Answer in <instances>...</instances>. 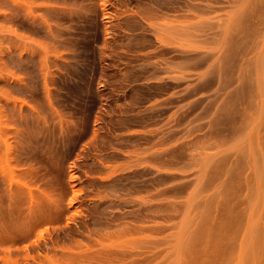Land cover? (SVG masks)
<instances>
[{"label":"rangeland","instance_id":"obj_1","mask_svg":"<svg viewBox=\"0 0 264 264\" xmlns=\"http://www.w3.org/2000/svg\"><path fill=\"white\" fill-rule=\"evenodd\" d=\"M68 252L264 264V0H0V264Z\"/></svg>","mask_w":264,"mask_h":264},{"label":"bare ground","instance_id":"obj_2","mask_svg":"<svg viewBox=\"0 0 264 264\" xmlns=\"http://www.w3.org/2000/svg\"><path fill=\"white\" fill-rule=\"evenodd\" d=\"M162 46H163V45H162ZM163 49L166 50V48H163ZM162 51H163V50H162ZM150 157H151V156H150ZM150 157H149V158H150ZM135 167H137V166H135ZM138 168H139V167L134 168V169L137 170ZM143 168H146V169H147V166H145V167H143ZM140 169H141V168H140ZM151 169H152V168H151ZM138 170H139V169H138ZM144 171H145V170H143L142 174H143V173H146V172H144ZM146 171H147V170H146ZM133 172H139V173H140L141 171L139 170V171H133ZM147 173H148V172H147ZM151 173H152V172H151ZM123 174H124V173H123ZM123 174H121V175H123ZM126 174H127V173H126ZM130 174L133 175V173H131V171H130ZM130 174L125 175L126 178H127ZM140 175H141V173H140ZM133 176H134V175H133ZM135 176H137V174H135ZM122 177H123V176H122ZM118 178H120L119 175H118ZM124 178H125V177H124ZM115 179H117V178L115 177L114 180H115ZM33 220H34V218H33ZM30 221H31V220H30ZM30 221L28 220V222H30ZM26 223H27V222H25L24 225H26ZM32 223H33V222H32ZM34 224H35V222H34ZM31 225H32V224H31ZM31 225L28 224V229H30ZM25 228H26V227H25ZM26 234H27V233H26ZM40 243H41V242H40ZM40 243H39V244H40ZM45 243H46V247H47V246H48V245H47V240H46ZM42 244H44V243H42ZM42 244H41V247L43 246ZM48 244H49V242H48ZM38 246H40V245H38ZM82 253H83V252H82ZM82 253H79V254L81 255ZM68 254H69V255H68ZM68 254H67V257L69 256V258H70V252H68ZM87 254H88V256H89L90 254H93V253H90V254H89V253L87 252ZM71 255H73V253H71ZM76 255H77V254H75V256H76ZM77 256H78V255H77ZM83 256H85L84 253H83ZM83 256L81 255L82 259H81V257L78 256V257L81 259V260H80L81 262L83 261ZM88 256H87V257H88ZM92 256H93V255H92ZM71 258H72L71 263L75 264V262H77V263H79V264H83V263H80V261H79L78 259H77L78 261H75L76 259H73V258H74L73 256H71ZM71 258H70V259H71ZM75 258H76V257H75ZM89 258H90V257H89ZM85 260H87V259H86V256L84 257V261H85ZM52 261H53V260H52ZM72 261H73V262H72Z\"/></svg>","mask_w":264,"mask_h":264}]
</instances>
